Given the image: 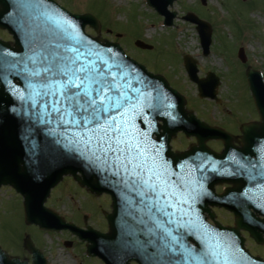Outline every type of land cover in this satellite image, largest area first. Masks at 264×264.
I'll list each match as a JSON object with an SVG mask.
<instances>
[{"label":"water","instance_id":"water-1","mask_svg":"<svg viewBox=\"0 0 264 264\" xmlns=\"http://www.w3.org/2000/svg\"><path fill=\"white\" fill-rule=\"evenodd\" d=\"M173 2L174 0H146L147 5L164 16L166 26H171L175 17L174 13L167 10ZM42 5H47V8ZM43 13L59 15L69 20L86 42H90L102 53L110 50L109 56L125 64L132 71V75L142 81L141 84H136L133 80V85L139 89L140 95L135 91L130 92V103L120 110L124 113L123 118L120 113H112L117 123L122 124L129 132L134 133L133 130L143 128L146 120L150 118H170L178 130L186 131L193 116L185 110L184 99L172 91L162 77L148 74L144 67L126 57L118 44L110 43L101 37L92 38L86 35V25L99 33L100 25L93 16L71 15L51 0H0V29L7 30L14 39L13 44L0 41V186L10 185L24 196V217L27 225L34 224L49 231L69 230L82 241L88 242L87 251L91 253L94 249L93 230L89 226H86V231L80 230L66 224L50 210H43L46 196L63 176H72L81 187L92 193V176L97 172L104 173L80 157L78 152L69 150L68 142L74 138L73 133L76 130L58 126L55 119L46 114L45 101L50 102L51 98L36 95L38 91H42L40 85L44 77V65L40 62L42 48L54 38L57 31L55 25ZM185 20L196 25L203 53L208 54L211 43L208 24L192 14H188ZM135 46L151 49L140 41H136ZM238 56L244 61L241 51ZM30 57L35 58L36 63H33ZM183 60L190 79L199 85L200 96L213 97L217 79L209 75L206 80H197L195 62L189 57H184ZM37 71L40 75H33ZM16 81H19L18 85ZM247 81L255 106L264 119V87L260 78L258 74L248 70ZM187 155L184 153L179 156L181 169L178 223L184 227H177L175 264H264L260 259L248 255L244 250V241L239 237V229L248 230L256 243L264 245V240L257 233L258 229L263 230L261 225L257 227L252 222L237 219L234 230L204 229L197 215L202 209L196 202L191 172L187 165L183 168ZM219 179L218 176L213 179L211 186ZM184 200L188 203H184ZM114 207L116 208L115 199ZM107 220L111 224L112 219L107 217ZM164 225L171 229V225ZM99 237L104 241L107 239V235ZM189 241L193 245L190 246ZM25 248L32 254L33 264H45L29 240L25 241ZM97 252L105 264H128L131 260L146 264L145 253L149 255L147 251H142L141 256L130 258L125 256L122 248L115 250L110 256L102 249ZM163 255L169 258L170 253ZM154 257L156 258L155 253ZM0 264L25 263L8 257L0 249Z\"/></svg>","mask_w":264,"mask_h":264},{"label":"rangeland","instance_id":"rangeland-1","mask_svg":"<svg viewBox=\"0 0 264 264\" xmlns=\"http://www.w3.org/2000/svg\"><path fill=\"white\" fill-rule=\"evenodd\" d=\"M54 1L72 14L97 18L102 38L119 43L125 54L144 65L148 72L163 76L174 91L185 97L186 106L200 117H207L206 111L216 112L217 103L198 96L196 85L189 81L183 67V56L197 61L199 78L211 73L219 80L217 98L221 107L238 110L243 115L246 111L240 108L252 105L246 83L248 67L262 75L264 85V0H203L204 5L201 0H174L168 10L176 17L169 28L162 25L163 18L145 0ZM188 12L211 27L212 42L205 57L195 25L183 19ZM85 33L95 36L88 27ZM0 38L10 40L2 32ZM135 41L151 46L152 50L136 48ZM240 49L246 57L244 63L237 58ZM46 207L77 227H84L86 217L88 225L102 230L101 211H109L105 198L94 199L69 179L51 192ZM218 220L230 222L224 214ZM23 235L31 238L47 264H102L89 259L83 250L85 244L68 232L43 234L36 227H26L20 198L13 191L1 189L0 246L10 254L28 258L20 248ZM65 242H70V247H65ZM246 247L253 255L264 258V248L257 247L247 236Z\"/></svg>","mask_w":264,"mask_h":264},{"label":"snow or ice","instance_id":"snow-or-ice-1","mask_svg":"<svg viewBox=\"0 0 264 264\" xmlns=\"http://www.w3.org/2000/svg\"><path fill=\"white\" fill-rule=\"evenodd\" d=\"M42 6L47 8V5ZM43 14L57 30L40 56L44 77L40 85L42 91L36 95L51 98L50 102L45 101L46 114L53 117L58 126L76 130L74 138L68 142L70 151L78 152L88 163L108 172L115 177V183L140 198L138 202L143 205L147 221L141 217L139 222L146 225L147 234L158 235L164 241L162 254L174 251L176 237L163 227L176 223L170 211L173 205L167 202L168 193L159 182L166 170L158 163V154L149 150L137 134L118 124L112 115L117 112L123 118L120 110L130 103V92L140 95L133 80L136 84L142 81L134 77L125 64L109 56L110 50L102 53L86 42L69 20ZM30 59L36 63L35 58ZM33 75L39 76L40 72ZM126 199L130 205L134 203L130 197ZM164 216L169 219L164 221ZM149 223L151 227L147 226ZM177 227L184 225L178 223Z\"/></svg>","mask_w":264,"mask_h":264},{"label":"flooded vegetation","instance_id":"flooded-vegetation-1","mask_svg":"<svg viewBox=\"0 0 264 264\" xmlns=\"http://www.w3.org/2000/svg\"><path fill=\"white\" fill-rule=\"evenodd\" d=\"M218 99V98H217ZM212 101V100H211ZM213 100V103L216 104V112L206 111L207 117H200L195 110L190 109L196 117L204 122L209 128L200 131L202 133L203 144L206 146V150L219 155H223V167L227 173L230 171L236 172L239 177L244 180L243 182H238L240 185H244L249 189H253L258 185V174H264V127L255 126L260 122L258 113L254 108L253 104L251 106H246L241 111H246V115H243L242 112H237L228 109L227 107H221L220 101ZM238 115V116H237ZM232 116V117H231ZM234 116V117H233ZM160 128L158 133L152 134L150 137V142L145 143L146 147L149 150H154L158 155L156 159L160 165L163 166V170H166V174L160 179L161 188L168 193V197H171V200H175V195H177V180H178V158L177 154L179 151H184L190 147H199V143L196 137L192 136L186 138L184 134H175L173 135L170 130H165L162 128V123H159ZM192 132V131H191ZM259 136L263 137L262 141H259ZM176 155V157H175ZM206 159L208 155L206 154ZM161 171V169H157ZM205 173L210 172V164L204 169ZM232 179H235L231 175ZM71 180V179H69ZM236 180V179H235ZM232 184H222L216 186L214 191L216 194H221L224 191L232 188ZM170 191V192H169ZM127 197H130L134 203L129 204L127 201L126 207V218L128 220L127 230H113L112 234H123L126 237V242L129 246H141L149 253L147 256L148 260L153 259V252L160 251V259H163L162 250L164 248V241L161 240L158 235L147 234V227L145 224L140 223L141 217L147 221V216L144 215L142 209L143 205L140 204L139 197H136L134 193H129L127 190L125 192ZM108 202L109 211L107 214L111 216L112 214V197L108 195H101ZM93 196V198H100ZM163 203V201H161ZM104 211H101V216L104 222V228L96 229L102 233L107 232L108 223L103 216ZM247 213L249 218L251 217L263 219V216L256 212V209L253 207L247 208ZM221 214H224L229 218V223H222L218 220ZM204 218L210 223V218L213 216L215 221L219 222L223 226L232 227L234 222V214L223 208H210L206 209L204 213ZM151 227L149 223L147 225ZM173 234V233H172ZM244 237L248 236L247 233H241ZM151 240L153 243L149 244L148 241ZM116 242L120 240L110 239L109 243L113 246ZM177 242V235H176ZM21 252L25 255L27 252L23 248V240L20 244ZM175 251V250H174ZM172 251V254L173 252ZM28 255V254H27ZM20 258L30 259L17 255ZM98 260L97 258H93ZM173 261V255L171 256ZM99 261V260H98ZM135 264V263H131Z\"/></svg>","mask_w":264,"mask_h":264}]
</instances>
